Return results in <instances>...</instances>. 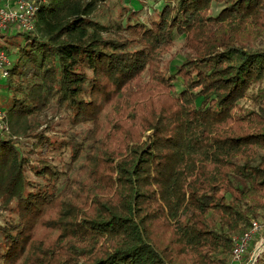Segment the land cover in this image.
<instances>
[{
  "label": "trees",
  "instance_id": "trees-1",
  "mask_svg": "<svg viewBox=\"0 0 264 264\" xmlns=\"http://www.w3.org/2000/svg\"><path fill=\"white\" fill-rule=\"evenodd\" d=\"M100 1L48 0L16 32L0 264H228L264 217V0H167L148 21ZM50 105L62 135L40 128Z\"/></svg>",
  "mask_w": 264,
  "mask_h": 264
},
{
  "label": "rangeland",
  "instance_id": "rangeland-1",
  "mask_svg": "<svg viewBox=\"0 0 264 264\" xmlns=\"http://www.w3.org/2000/svg\"><path fill=\"white\" fill-rule=\"evenodd\" d=\"M167 0H101L100 5L97 9V11L94 13V16L102 19V20H107L108 18L111 17H116L119 13L120 10V3L125 4L127 6H132L136 9H139V16L142 20H149L151 16L155 14V12L160 9ZM223 7V4H216L213 3L212 11L213 13H217L220 11V9ZM16 29V27H13ZM20 29V28H19ZM19 30L16 29V32ZM17 33L13 34H5L4 36H0V45H8L12 48L11 50V57L14 59L16 56V51H17V43L20 41L23 42L22 38L19 35H16ZM183 35H180L176 39V44L173 47V49L165 54V61L169 62L170 64V70L174 71L175 70V64L180 63L185 55L181 47V42H182ZM7 82V76L3 75L0 71V103L3 104V99L5 97V90L3 91L2 88H5L3 84ZM3 93V94H2ZM4 95V96H3ZM242 101H247L249 102L250 99H243ZM66 114L61 108H57L53 105H50L49 107L43 109L42 113L40 114V119H42L43 123L40 128H43L47 125L48 120H51V128L47 130L48 133L50 134H59L62 135L65 133V130L67 128H70V123L68 121V117L65 116ZM2 133V132H1ZM20 141L22 143H31L32 139L27 136H20ZM54 161H59L60 155L57 154L55 157H53ZM262 222H264V217L259 218ZM238 233H235L236 235ZM233 235V236H234ZM264 237V232L262 233H257L255 236V239L252 240V242L249 245L248 251L246 255L244 256L243 263L242 264H249L253 257H255L254 252L257 249V245L261 244L260 240L261 238ZM259 256H263L262 254ZM258 256V258H259ZM256 259V261L258 260ZM255 261V263H256ZM232 262V254H231V259L228 264H231ZM254 263V264H255ZM235 264V263H233Z\"/></svg>",
  "mask_w": 264,
  "mask_h": 264
},
{
  "label": "built area",
  "instance_id": "built-area-1",
  "mask_svg": "<svg viewBox=\"0 0 264 264\" xmlns=\"http://www.w3.org/2000/svg\"><path fill=\"white\" fill-rule=\"evenodd\" d=\"M48 0H5L0 4V30L17 26L20 29H34L37 13L41 6ZM13 65V58L8 51L0 47V71L7 76ZM0 132L10 133V127L6 119V110L0 107ZM264 232V222L259 219H253L252 225L244 232L233 236L232 262L242 264L249 245L255 239L257 233ZM257 245L260 247L259 255L264 256V237ZM256 249V250H257ZM255 253V252H254ZM258 255V256H259ZM231 263V264H233Z\"/></svg>",
  "mask_w": 264,
  "mask_h": 264
},
{
  "label": "crops",
  "instance_id": "crops-1",
  "mask_svg": "<svg viewBox=\"0 0 264 264\" xmlns=\"http://www.w3.org/2000/svg\"><path fill=\"white\" fill-rule=\"evenodd\" d=\"M5 0H0V4L1 3H3ZM13 27H16V29H18V30H20L17 26H12V27H10V28H8V29H1L0 30V36H4L5 34H13L14 32L16 33V29L15 28H13ZM2 45H0V47H1ZM2 90L4 91H6L5 93H7V89L6 88H2ZM3 94V93H2ZM4 96V95H3ZM3 101H4V99H3Z\"/></svg>",
  "mask_w": 264,
  "mask_h": 264
},
{
  "label": "water",
  "instance_id": "water-1",
  "mask_svg": "<svg viewBox=\"0 0 264 264\" xmlns=\"http://www.w3.org/2000/svg\"><path fill=\"white\" fill-rule=\"evenodd\" d=\"M256 254V257H255V259H254V262H253V264L255 263V261H256V259L258 258V255H259V250H256L255 251V253H254V255ZM254 258V257H253Z\"/></svg>",
  "mask_w": 264,
  "mask_h": 264
},
{
  "label": "bare ground",
  "instance_id": "bare-ground-1",
  "mask_svg": "<svg viewBox=\"0 0 264 264\" xmlns=\"http://www.w3.org/2000/svg\"><path fill=\"white\" fill-rule=\"evenodd\" d=\"M262 244H263V242L261 243V245H262ZM261 245H260V247H261ZM260 247H258V249H257V250H259V249H260ZM255 257H256V254H255ZM255 257H254V258L251 260V262H252V261L255 259ZM251 262H250V263H251ZM250 263H249V264H250Z\"/></svg>",
  "mask_w": 264,
  "mask_h": 264
}]
</instances>
